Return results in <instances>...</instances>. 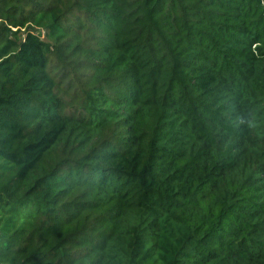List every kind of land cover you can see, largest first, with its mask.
Returning a JSON list of instances; mask_svg holds the SVG:
<instances>
[{
  "label": "trees",
  "instance_id": "1",
  "mask_svg": "<svg viewBox=\"0 0 264 264\" xmlns=\"http://www.w3.org/2000/svg\"><path fill=\"white\" fill-rule=\"evenodd\" d=\"M0 264H264V0H0Z\"/></svg>",
  "mask_w": 264,
  "mask_h": 264
}]
</instances>
